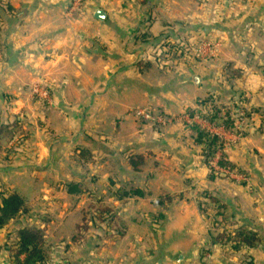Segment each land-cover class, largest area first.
Masks as SVG:
<instances>
[{
	"label": "crops",
	"instance_id": "1",
	"mask_svg": "<svg viewBox=\"0 0 264 264\" xmlns=\"http://www.w3.org/2000/svg\"><path fill=\"white\" fill-rule=\"evenodd\" d=\"M187 28L198 61L165 67L151 49ZM0 54V119L22 121L0 193L27 208L0 227V264L26 223L51 234L47 264H90L68 253L92 207L123 224L98 249L109 264H264V0H0ZM207 102L245 113L225 151L241 180L210 178L190 128L203 124L181 119Z\"/></svg>",
	"mask_w": 264,
	"mask_h": 264
},
{
	"label": "rangeland",
	"instance_id": "2",
	"mask_svg": "<svg viewBox=\"0 0 264 264\" xmlns=\"http://www.w3.org/2000/svg\"><path fill=\"white\" fill-rule=\"evenodd\" d=\"M196 30H190L186 29L187 32L185 34H188V36H184L183 34H180V30L176 29L173 30L174 33L172 37L169 40L163 41L164 44L160 46V43L157 44L156 46H153V49H151L150 53L154 56L160 59V63H162L165 67L167 68H172L174 65H176L180 61L184 62V60L191 62L193 60L198 61V39L193 38L191 36L190 31H197ZM184 36V37H183ZM2 55L0 54V61H1ZM3 72L0 70V78H2ZM32 94H42V91H39L37 86H34L33 89H31ZM39 92V93H38ZM38 93V94H37ZM208 100H212L209 98ZM209 104L210 102H207L205 104V107L202 110H210ZM9 103H6L5 98H2V94L0 92V113L6 108V106H9ZM209 106V107H208ZM187 114V112L183 113ZM182 114V115H183ZM181 119L184 120L182 118ZM245 115L244 112H239L235 114H231L230 119L233 121V126L231 128L226 127L224 124H219V125H214L211 124L208 121L201 120L198 118V121L201 122L203 125L202 127L208 131L210 134L213 133H218L223 136V138L230 136L229 140L233 142H223L218 140L219 145H217L216 150L214 151L213 154L209 155V157H205L203 154V158L208 159L209 165V173L213 175H217L218 173H221V176L227 175L228 179L232 180H241L243 177L241 174H239L236 169H230V167H220L218 164V160L220 156H223L226 159L225 151L228 149L229 145L237 144L242 138L244 137L246 133V129L244 125L247 124V121L243 116ZM17 119H6V120H1L0 119V155L2 154L3 156H7L10 154L9 147L11 141H18L19 140V131L22 129V121L19 124H16L15 121ZM194 121V120H193ZM18 122V120H17ZM244 124V125H243ZM20 126V127H19ZM201 126V125H200ZM211 127H217V128H211ZM223 128L222 131L223 133H220V128ZM238 127H241L240 129ZM219 128V129H218ZM213 133H212V132ZM231 132V133H228ZM214 135V134H213ZM15 138V139H14ZM221 141V143H220ZM221 144V145H220ZM202 145V144H200ZM203 146V145H202ZM227 148V149H226ZM11 149V147H10ZM106 207H98V208H90L88 210V213H84L83 219L80 225V229L76 235V240L80 241L76 245L77 247H73L68 254H72L75 251H78V256H81L84 250V253L86 254V250H89L91 252V261H89L90 264H107L108 262H105V254L103 253L101 256H99V251L100 246H105V245H110L112 244L115 239L118 237V235H121L123 233V224H121L118 220H115V216H111V213H105L103 210ZM209 213H211V209L208 210ZM113 217V218H111ZM111 218V219H110ZM214 223V222H213ZM225 223V222H224ZM43 234H44V243L43 247L45 251H50L52 250V243L48 242L47 236H51V234L47 235L45 230L43 229ZM216 232H221V229L217 230ZM50 238V237H49ZM75 240V241H76ZM69 249V248H68ZM67 251V249H66ZM65 252V251H64ZM48 258V256H47ZM72 258V257H71ZM77 263H73L76 262ZM84 260H82V257L78 258V260H72L69 259L68 262L69 264H84ZM68 262L62 263V264H67ZM109 264V263H108ZM114 264V263H111Z\"/></svg>",
	"mask_w": 264,
	"mask_h": 264
},
{
	"label": "trees",
	"instance_id": "3",
	"mask_svg": "<svg viewBox=\"0 0 264 264\" xmlns=\"http://www.w3.org/2000/svg\"><path fill=\"white\" fill-rule=\"evenodd\" d=\"M160 46H162V43H160ZM186 112L191 116L197 115L200 119L208 121L214 125L224 124L229 128L233 126V121L230 119V116L227 113L223 116L220 115L219 109L215 106H211L210 110H187ZM15 123H17V120ZM190 128L195 133L197 143L203 145L202 153L204 156L209 157V155L213 154L217 145H219V137L210 134L196 123L192 124ZM205 162L210 166L208 159H205ZM218 164L220 167H230V169H233L223 156H220ZM137 165L138 163L133 164L134 167ZM214 177H221V173H218L217 175L210 174V178ZM224 177H227V175ZM69 190L71 192L77 191V185L70 184ZM26 209L23 199L18 194L13 193L8 196H2L0 193V227ZM103 212H109L111 213V216H113V213L109 208H105ZM43 233L44 232L41 228L29 223L16 229L15 244L10 246L12 262L14 264H47V254L43 247ZM234 236L238 238L240 242L249 243L250 245H252L257 239L256 233L252 230H238L234 233Z\"/></svg>",
	"mask_w": 264,
	"mask_h": 264
},
{
	"label": "built area",
	"instance_id": "4",
	"mask_svg": "<svg viewBox=\"0 0 264 264\" xmlns=\"http://www.w3.org/2000/svg\"><path fill=\"white\" fill-rule=\"evenodd\" d=\"M78 2L79 1H81V0H77ZM138 115H140V116H142L144 119H151V115H150V112L149 111H143V110H139L138 112ZM182 118L184 119V121L186 122V123H191L193 120H196L197 122H198V116H196V115H193V116H191V115H189L188 113L187 114H183L182 115ZM200 119V118H199ZM157 121L158 122H162L163 123V120L162 119H160V118H157ZM211 128H217V127H211ZM220 128V130L222 131V129L223 128H221V127H219ZM218 128V129H219ZM239 129L241 128V127H238ZM224 130V129H223ZM212 132V131H211ZM213 133V132H212ZM214 135H216V136H218L219 138H220V140H222L223 142H225V140H224V138H223V136L221 135V134H218V133H213Z\"/></svg>",
	"mask_w": 264,
	"mask_h": 264
},
{
	"label": "water",
	"instance_id": "5",
	"mask_svg": "<svg viewBox=\"0 0 264 264\" xmlns=\"http://www.w3.org/2000/svg\"><path fill=\"white\" fill-rule=\"evenodd\" d=\"M105 14L101 9H96L94 13V17L98 20H103Z\"/></svg>",
	"mask_w": 264,
	"mask_h": 264
}]
</instances>
